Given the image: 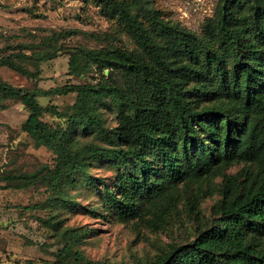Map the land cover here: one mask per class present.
<instances>
[{"label": "trees", "instance_id": "obj_1", "mask_svg": "<svg viewBox=\"0 0 264 264\" xmlns=\"http://www.w3.org/2000/svg\"><path fill=\"white\" fill-rule=\"evenodd\" d=\"M102 3L123 21L142 53L83 48L79 55L86 66L123 70L134 84L107 80L45 91L77 93L66 128L43 120L45 112L63 114L39 102L40 88L0 84L8 97L27 106L23 130L56 155L45 181L65 203L64 185L75 183L79 174L88 176L91 162L107 160L118 174L113 188L104 185L106 202L120 220L129 221L143 218L145 201L163 194L170 184L199 180L218 165L255 162L259 174L226 192L216 210L219 216L209 226L147 264H264V0H222L202 35L160 18L157 10L145 7L146 26L127 3ZM133 4L141 7L142 0ZM78 59L70 58L73 73ZM0 60L24 76H40L11 58ZM102 108L118 112L116 127L106 126ZM253 116L257 120L250 123ZM89 135L99 142L76 145V136ZM70 237L76 244L81 235L71 232ZM65 252L81 264H119L92 261L68 248Z\"/></svg>", "mask_w": 264, "mask_h": 264}, {"label": "rangeland", "instance_id": "obj_2", "mask_svg": "<svg viewBox=\"0 0 264 264\" xmlns=\"http://www.w3.org/2000/svg\"><path fill=\"white\" fill-rule=\"evenodd\" d=\"M133 8L148 25L145 7L157 10L160 18L179 23L202 35L215 19L222 0H120ZM116 49L142 53L135 37L123 21L103 7L102 0H0V59L14 63L38 78L24 76L15 68L0 64V84L43 93L67 84L98 83L109 80L131 86L123 70L86 66L80 49ZM53 55L42 60L40 57ZM78 55V71L73 73L70 58ZM1 61V60H0ZM40 94L39 102L53 105L63 114H43L55 127H67L74 113L77 93ZM106 126L118 124L115 109L102 108ZM29 110L19 99L0 90V264H81L67 254L80 251L92 261L119 264H147L172 245L196 238L219 216L216 210L236 186L259 174V166L246 160L222 164L203 178L189 183L170 184L160 196L149 198L144 217L120 220L109 207L104 185L114 187L118 169L107 160L91 162L89 175L79 174L75 183H66L59 193L45 181L56 155L23 130ZM253 116L250 123H254ZM76 145L98 143L94 135L76 136ZM29 175L30 178H24ZM9 176H20L16 180ZM91 177L97 178L93 182ZM6 187V188H4ZM232 195V194H231ZM230 195V196H231ZM81 238L72 244L70 233Z\"/></svg>", "mask_w": 264, "mask_h": 264}]
</instances>
